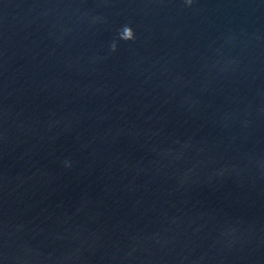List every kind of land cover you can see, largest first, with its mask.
<instances>
[{
  "label": "water",
  "instance_id": "obj_1",
  "mask_svg": "<svg viewBox=\"0 0 264 264\" xmlns=\"http://www.w3.org/2000/svg\"><path fill=\"white\" fill-rule=\"evenodd\" d=\"M0 264H264V0H0Z\"/></svg>",
  "mask_w": 264,
  "mask_h": 264
}]
</instances>
